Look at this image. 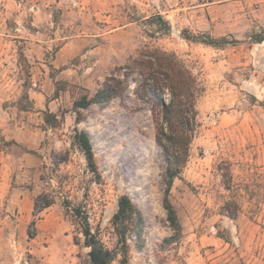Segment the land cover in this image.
<instances>
[{
	"label": "rangeland",
	"instance_id": "1",
	"mask_svg": "<svg viewBox=\"0 0 264 264\" xmlns=\"http://www.w3.org/2000/svg\"><path fill=\"white\" fill-rule=\"evenodd\" d=\"M184 30L236 41L214 47ZM263 30L264 0H0V264H93L96 248L110 253L105 264H264V43L252 39ZM144 46L175 52L202 88L169 193L180 223L170 243L152 101L133 82L78 122L73 108ZM75 129L88 133L98 174ZM40 193L53 204L34 216ZM122 195L141 214L125 244L112 224Z\"/></svg>",
	"mask_w": 264,
	"mask_h": 264
},
{
	"label": "trees",
	"instance_id": "2",
	"mask_svg": "<svg viewBox=\"0 0 264 264\" xmlns=\"http://www.w3.org/2000/svg\"><path fill=\"white\" fill-rule=\"evenodd\" d=\"M148 20L151 23L158 21L164 27H168L167 21L161 15L152 16ZM182 35L186 39L214 47H221L236 41H229L224 36L190 35L186 30L182 31ZM252 39L257 43L264 42V30L253 34ZM133 82V93L137 99L152 101L150 110L155 130V143L162 152L165 164L163 207L173 231V234L165 238L163 242L170 243L179 239L180 223L177 212L169 199V193L174 179L179 178L189 157L190 143L196 128V103L202 88L197 74L175 52L144 46L130 55L123 64L116 65L91 96L85 94L74 101L76 121L81 119L80 110L86 109L91 104L104 103L114 98L123 99ZM44 120L48 124H53L56 116L46 112ZM73 142L82 152L89 170L98 174L88 133L75 129ZM51 159L56 164L65 161L66 157L56 160V155L53 154ZM52 204L53 199L49 194H37L33 199V215L35 216ZM112 224L122 244H125V235L129 230L135 231L137 237L140 236L141 214L127 195L119 197L117 210L112 216ZM82 230L86 244L94 247L97 241L89 227L86 226Z\"/></svg>",
	"mask_w": 264,
	"mask_h": 264
},
{
	"label": "water",
	"instance_id": "3",
	"mask_svg": "<svg viewBox=\"0 0 264 264\" xmlns=\"http://www.w3.org/2000/svg\"><path fill=\"white\" fill-rule=\"evenodd\" d=\"M109 256V252L103 251L101 248H96L91 251L90 260L93 264H105Z\"/></svg>",
	"mask_w": 264,
	"mask_h": 264
},
{
	"label": "bare ground",
	"instance_id": "4",
	"mask_svg": "<svg viewBox=\"0 0 264 264\" xmlns=\"http://www.w3.org/2000/svg\"><path fill=\"white\" fill-rule=\"evenodd\" d=\"M264 43V42H263Z\"/></svg>",
	"mask_w": 264,
	"mask_h": 264
}]
</instances>
